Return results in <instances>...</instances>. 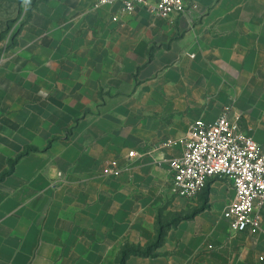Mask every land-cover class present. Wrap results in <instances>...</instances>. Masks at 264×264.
Wrapping results in <instances>:
<instances>
[{"label":"crops","instance_id":"0c3cea01","mask_svg":"<svg viewBox=\"0 0 264 264\" xmlns=\"http://www.w3.org/2000/svg\"><path fill=\"white\" fill-rule=\"evenodd\" d=\"M186 1L165 20L31 9L0 57V264H264V210L259 233L233 234L232 184L223 210L190 214L200 194L174 196L169 170L190 127L224 113L264 147V0Z\"/></svg>","mask_w":264,"mask_h":264},{"label":"built area","instance_id":"2783aa9c","mask_svg":"<svg viewBox=\"0 0 264 264\" xmlns=\"http://www.w3.org/2000/svg\"><path fill=\"white\" fill-rule=\"evenodd\" d=\"M117 2L126 14H133L141 7L164 20L191 9L186 0H99L96 7ZM184 145L183 154L169 163L171 193L192 200L212 181L227 180L235 197L223 215L232 233L244 229L252 235L259 233L260 212L264 210V147L242 129L239 119H231L228 113L222 114L214 124L196 122L187 132ZM134 156V152L129 154L131 158ZM122 171L114 163L105 174L113 176Z\"/></svg>","mask_w":264,"mask_h":264},{"label":"rangeland","instance_id":"374dc122","mask_svg":"<svg viewBox=\"0 0 264 264\" xmlns=\"http://www.w3.org/2000/svg\"><path fill=\"white\" fill-rule=\"evenodd\" d=\"M32 1L23 0L22 4H17L15 1H0V57L14 46L16 35L30 17ZM41 1L43 0H36L35 2L40 3ZM217 183H220L221 188L215 187L213 184L208 185L197 197V200L193 199L194 201L190 205L191 208L193 207L190 208V214L197 211L201 212L205 208L217 214L226 207V201L229 198L228 188L231 184L229 181Z\"/></svg>","mask_w":264,"mask_h":264},{"label":"trees","instance_id":"16d2710c","mask_svg":"<svg viewBox=\"0 0 264 264\" xmlns=\"http://www.w3.org/2000/svg\"><path fill=\"white\" fill-rule=\"evenodd\" d=\"M35 1H36V0H33V1L31 2L32 8H34V7L36 6V4H37ZM46 1H48V0H43V1H41V2H46ZM15 2H16L17 4H22L23 0H15ZM30 151H33V150H32V149H27V150L25 151V154H23V156H25V155H26L27 153H29ZM21 157H22V156H20V157L17 159L16 162H18V161L20 160ZM16 162H11V167H13V166L15 165ZM9 174H10V172H7V173L3 174L1 180L4 179L5 177H7ZM157 244H158V241H157L156 244H154L153 246L149 247L146 251L136 250V251H133L132 253H134V254H136V255H141V256H146V257L148 256V257H150V256H152V254H151V248L154 247V246H156ZM127 253H128V252L125 251V252L123 253V256L126 257V256H127ZM122 264H123V263H122Z\"/></svg>","mask_w":264,"mask_h":264}]
</instances>
